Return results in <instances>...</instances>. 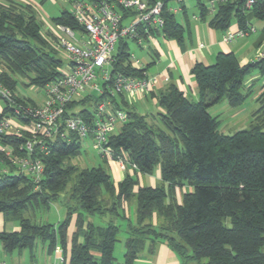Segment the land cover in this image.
<instances>
[{
	"label": "trees",
	"instance_id": "obj_1",
	"mask_svg": "<svg viewBox=\"0 0 264 264\" xmlns=\"http://www.w3.org/2000/svg\"><path fill=\"white\" fill-rule=\"evenodd\" d=\"M9 1L0 4V82L10 90L13 102L4 98L0 121L16 116L19 105L35 104L16 93L15 75L29 78V85L44 87L66 66L61 55L49 48L33 7L22 4L21 8ZM195 1L201 19L206 20L209 13L204 1ZM183 13L187 14L186 7ZM163 16V37L182 44L184 26L167 9ZM254 19L264 23V0H257L248 11L243 9V0H230L219 6L208 24L225 31L233 20L245 28ZM51 22L81 29L66 8ZM262 31L258 43L264 39V25ZM128 48V40L121 38L113 53L112 74L143 77L146 67L132 64ZM256 68L264 74V62L242 65L234 52H219L210 65L196 62L191 73L197 83V100L173 83L156 95L164 128L151 124L123 95L114 99L117 106L126 108L127 121L119 133L110 135L108 145L143 174H152L159 167L162 182L155 186L143 185L134 191L139 182L133 170L116 186L102 165L81 168L66 164V159L80 154L79 139L49 142L50 152L40 154L45 171L38 184L7 161L9 173L0 174V214L17 220L20 229L1 230V248L6 252L28 248L33 254L41 240L49 255L60 246L66 264H117L115 244L122 225L116 220L120 217L127 233L123 264H134L143 250L152 251L162 240L180 256L182 264L192 260L198 264H264V90L257 97L261 105L255 120L233 134L221 133L218 117L209 111L222 100L241 105L249 95L243 92L246 77ZM87 101L84 98L78 105ZM24 140L4 136L2 142L17 145ZM70 182L71 194L63 195ZM183 186L188 189L178 201L176 188ZM133 200L135 221L122 210L124 202ZM55 201L66 207L58 224L33 222L24 215L29 208L48 207ZM154 214L160 218L156 225ZM105 215L110 216L107 225L95 222L94 217ZM72 222L74 229L69 234Z\"/></svg>",
	"mask_w": 264,
	"mask_h": 264
},
{
	"label": "built area",
	"instance_id": "obj_2",
	"mask_svg": "<svg viewBox=\"0 0 264 264\" xmlns=\"http://www.w3.org/2000/svg\"><path fill=\"white\" fill-rule=\"evenodd\" d=\"M64 1V0H62ZM71 0V12L81 26L72 28L65 24L48 22V30L55 36L56 48L66 51L68 63L62 74L48 82L43 88L45 97L42 105L20 106L17 115L27 121L25 135L21 127L10 130L11 117L0 121V174L9 173L10 165L28 172L38 184L45 167L40 154L50 152L49 142L61 139L66 142L91 138L100 154L117 163L122 171L129 167L137 169L123 154H116L108 145L109 137L118 124L127 121L125 107L116 105L114 99L123 95L129 103L153 92L158 81L157 75L143 77L112 74L113 53L121 38L135 40L140 45L144 38L161 33L165 24L163 12H183L186 0ZM208 13L216 14L221 4L230 0H203ZM257 0H243V9L250 10ZM193 19L200 20L198 14ZM256 28L252 23L235 30L227 29L222 39L226 43L244 37ZM200 46H204L200 43ZM264 62V45L257 50L254 62ZM135 67H143L140 60L131 54ZM97 93V96L95 95ZM99 96V97H98ZM0 98L13 102L11 92L0 82ZM88 98L86 104L79 102ZM73 104L75 107L71 108ZM84 109V113L80 114ZM12 135L25 140L13 147L6 146L2 139ZM55 260L47 263L66 264L62 249H55ZM0 264L8 263L0 254Z\"/></svg>",
	"mask_w": 264,
	"mask_h": 264
},
{
	"label": "rangeland",
	"instance_id": "obj_3",
	"mask_svg": "<svg viewBox=\"0 0 264 264\" xmlns=\"http://www.w3.org/2000/svg\"><path fill=\"white\" fill-rule=\"evenodd\" d=\"M10 1L9 0H0V4L7 5ZM14 4L22 8V4H29L31 7H33L37 18L43 23V32L45 34L46 39L48 40L50 44V49L55 50L63 57V60L65 61V65H67L68 60L65 59V56L63 54H66V51L61 48H56V39L55 36L48 30L47 25L48 22H51V19L57 15L60 14V12L66 8L71 10L72 4L71 0H12ZM171 5H175V0L170 1ZM186 11L187 14H184L183 12H178L175 14L176 19L184 26L185 33L184 36L187 38L189 35V28L192 32L193 39L196 36V29H195V19H193V14H198L200 16L199 8L195 0H186ZM213 16V14L209 13L207 15L206 20L200 19L199 22L202 24H205L207 26L208 20ZM236 23L235 20H233L232 25L229 27V29H232L231 27L234 26ZM252 25L256 28L255 31L250 32L248 35L244 37H238L236 39H240L242 44V49L244 50L245 55L248 57H251V59L256 60V53L257 49L260 46L264 45V42L260 44L258 47L256 46V42L260 37L262 36V28H263V21L254 19L252 22ZM217 33L220 32V30H216ZM235 39V40H236ZM163 35L161 33H155L153 35H150L147 38H144L142 40V43L139 45L137 41L135 40H128L129 44V52L135 56V58L139 59L141 64H145L148 62V59L151 57V54L158 50V45L161 44L163 46ZM234 40V41H235ZM233 42V41H232ZM3 69V66H0V70ZM257 69H254L245 80V86L243 88V92L247 93L248 88L247 84L251 77L254 79V83L252 85V89L249 92V95L246 97V100L239 106H231L226 100H222L219 103L213 105V108L211 109L212 114L216 115L219 119V131L224 134H233L241 129L248 128L251 123L256 118V113L258 112L260 108V102L257 100L258 92L260 91V87L264 83V74L258 75ZM258 75V77L256 76ZM18 79L17 87H16V93L22 97H29L34 100V105H42L43 99L45 97V90L43 87H38L34 85H29L28 82L30 81L29 78L21 76V75H15ZM255 77V78H254ZM264 90V85L262 86V91ZM97 96V93H95ZM4 98H0V105L4 106ZM138 100V99H136ZM132 103L135 102V107L137 111L149 114L150 120L149 122L155 126H160L164 128V125L161 121V118L159 116L160 112V106L157 105V102L152 97H148L147 100H138V101H131ZM152 116V117H151ZM12 120V126L10 130L17 129L14 127L13 122H18L19 125L22 128L23 134L25 135V129L27 124V121L21 119L17 114L16 116H11ZM122 124H118L114 130V133H119L121 130ZM8 137H11L12 135H7ZM4 143V142H3ZM6 146H13L16 147L17 145L10 144V143H4ZM3 154L0 153V159L2 158ZM66 164H74L81 168L83 167H93V166H99L102 165L110 172L112 178L115 177L114 173V166L116 168H119L117 163L113 160H108L104 158L97 147L93 144V141L91 138H87L82 141V147L81 152L77 156H73L71 158H68L65 160ZM0 162V167H1ZM9 167V166H8ZM133 170V175L135 178H137L136 173L138 168L129 167L126 172H129ZM28 174V172H26ZM127 174V173H126ZM147 179L148 174H145ZM149 183V182H148ZM73 182H70L68 186L66 187V190L63 192V195L69 196L71 194V185ZM180 195L184 191L185 187L183 186L180 188ZM61 200H64L63 197ZM131 206L134 209L135 206V200L131 201ZM24 215L26 217L31 218L33 222L37 223H53L58 224L60 221H62L66 215V207L63 204L62 201H55L53 203H50V205L47 206H39L36 208H29L24 212ZM5 218L4 215L0 214V219ZM74 217H76L74 215ZM110 219L109 215L101 216V217H94V220L97 224L100 225H107L108 221ZM134 219V218H132ZM3 223H0V230H6V231H14L15 226H19V223L17 220L13 219H3ZM123 224L122 230L118 233V240L115 244V257L117 259V264H120L121 261H123V254L125 252V246L124 241L127 236V233L125 232V221L118 220V223ZM74 229V224L72 222L70 228H69V234ZM46 243H43L41 240H37L34 252L33 254L30 253V250L23 249L19 250L16 249L12 252H6L0 247V254L1 256L10 264H30L33 263H47L49 261L55 260V252L53 254L49 255L46 251ZM59 248H61L59 246ZM204 262L207 261V258L203 259ZM194 264H197L198 261L192 260Z\"/></svg>",
	"mask_w": 264,
	"mask_h": 264
},
{
	"label": "crops",
	"instance_id": "obj_4",
	"mask_svg": "<svg viewBox=\"0 0 264 264\" xmlns=\"http://www.w3.org/2000/svg\"><path fill=\"white\" fill-rule=\"evenodd\" d=\"M194 21H195L194 24L196 29V36L194 39L192 37V32L190 28H189V35L187 36V38H184L182 44L177 42L175 39H168L163 37L162 40L163 46L159 44L158 50H156L151 54V57L148 59V62L142 64V66H145L147 69L146 74L149 76L157 75L158 81L156 83L153 92L139 98L138 99L139 101L141 99L147 100L148 97L150 96L154 98V100L157 102L156 95L166 90V88L171 83L176 84L182 91H184V93L190 99L197 100L198 88L194 76L191 73V68L196 62H202L206 65H210L214 63L216 56L219 52H234L242 65L255 61L254 58L251 59V57L245 55L244 50L242 49V44H241L242 40L236 39L233 42L226 43L222 39V36L226 30L225 31L220 30V32L217 33L216 30L218 29L210 27L209 24H207L206 26L205 24L200 23L199 20H194ZM238 26L239 25L236 22L234 26L231 27L232 29L229 28L228 29L235 30ZM263 42L264 39L262 40L261 43H258L257 41L255 44L258 47ZM200 43H203L204 46H200ZM63 55L65 56V59L68 60L67 54H63ZM257 71L260 75H262L259 69H257ZM258 75L256 76L258 77ZM253 83H254V79L253 77H251L247 84L248 93L251 91ZM262 86L260 87L258 96L262 92ZM134 105L135 102L132 103V106L134 109H136ZM3 107L4 106L0 105V111L3 109ZM212 108L213 106L209 108L210 112ZM159 109L161 111V108ZM145 115H147L148 120H150V115L149 114H145ZM13 123L15 124L14 127H21L18 122H13ZM114 173H115V177L112 179L115 185L117 186L118 182H120L125 177L127 172L122 171L114 166ZM148 175H149L148 177L150 178L147 179L146 175L137 171L136 179L138 180L139 184L135 186L134 191H137L139 186H143V185L155 186L162 182L159 167H157L152 174H148ZM184 187H185L184 191L188 189L187 186ZM180 191H181L180 188H176L175 193L178 201H180L181 199ZM122 210L125 212V215L130 218V220L132 221L136 220V206H134L133 209L131 203L124 202L122 206ZM3 219L5 218L3 217L2 219H0L1 224L4 221ZM119 219L121 221L123 220L119 217L116 220L117 223ZM152 222L155 225L160 222V218L157 214L153 215ZM118 224L121 223L119 222ZM121 225L123 227V224ZM15 229L19 230L20 227L16 225ZM122 258L123 261H121L120 264H123L124 262V254ZM134 264H182V259L175 251H173L168 246V244L164 240H162V241H158L153 246L152 251H149L148 248H146V250H143L140 253L139 257L136 259ZM188 264H194V262L190 261Z\"/></svg>",
	"mask_w": 264,
	"mask_h": 264
}]
</instances>
